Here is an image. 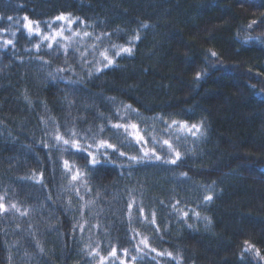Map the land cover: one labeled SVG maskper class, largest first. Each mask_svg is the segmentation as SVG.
Masks as SVG:
<instances>
[{"label":"trees","instance_id":"16d2710c","mask_svg":"<svg viewBox=\"0 0 264 264\" xmlns=\"http://www.w3.org/2000/svg\"><path fill=\"white\" fill-rule=\"evenodd\" d=\"M60 13L85 20L95 35L112 33L115 44L128 46L126 41L139 36L133 54L118 58V67L92 80L84 77L71 116L66 85L48 81L39 62L24 51L32 46L26 30L18 31L6 19L27 15L51 31L45 22ZM0 16L5 17L0 28L17 31L15 48L0 52V195L6 193L28 212L0 216V264H86L85 251L97 243L106 249L108 241L119 255L121 246H129V229L120 217L130 190L149 206L146 215L156 212L160 232L145 224L132 227L147 235L151 246L176 257L158 258L160 264H264L254 251H244L254 245L264 255V24L259 23L264 0H0ZM253 20L257 24L250 29ZM249 36L259 40L242 44ZM11 38L0 32V44ZM62 64L51 60L53 70ZM106 97L131 104L145 118L202 122L204 134L178 143L179 167L141 165L129 174L128 168L103 165L91 187L93 199L100 193L97 207L104 212L90 221L100 223L103 232L85 226L74 237L71 225L79 214L66 215L63 208L70 197L73 211L84 202L70 191L55 203L45 200L60 190L62 169L55 166L59 154L50 160L41 141L50 139L45 132L53 120L64 123L84 115L85 104L109 115ZM143 124L153 127L151 120ZM40 170L46 188L21 180ZM181 173L191 179L184 181ZM207 195L212 201L204 200Z\"/></svg>","mask_w":264,"mask_h":264},{"label":"snow or ice","instance_id":"6c2138e0","mask_svg":"<svg viewBox=\"0 0 264 264\" xmlns=\"http://www.w3.org/2000/svg\"><path fill=\"white\" fill-rule=\"evenodd\" d=\"M238 4L246 3V0H237ZM0 19H5L0 16ZM7 21L13 22L18 31H24L27 39L31 42V47H26L25 52L29 53L32 60L39 62V67L46 72V78L53 85L63 82L68 88V92L64 95V101L69 109L75 106V98L82 92V86L85 84L84 77L92 80L109 68L118 67V58L133 54V46L139 40L136 35L132 40L126 41L128 46L115 44L112 42V33L103 32L95 35L94 30L89 31L91 27L87 25L85 20L79 17H73L71 13H60L56 15L51 22H45L46 31L42 29L39 21L29 19L27 15L22 19L8 15ZM56 22H61L57 27L53 28ZM264 24V20L259 21ZM257 21L253 20L248 28H253ZM84 25L82 29L80 26ZM144 27H147L146 25ZM0 32H7L12 37L4 39L0 44V52L7 51L8 47L15 48L17 31L12 26L0 28ZM119 36L120 32L117 31ZM37 37L38 40H33ZM250 40H259L258 37L249 36L242 41L247 44ZM264 43V41H260ZM105 43L108 47H104ZM217 54L211 52V56ZM97 56L99 58H97ZM45 57H48L47 59ZM52 58L62 59L63 64L52 69ZM23 62V61H21ZM201 78V73L197 72L196 79ZM69 95L73 99H68ZM27 99V97H26ZM106 102L111 106L110 114L105 115L93 105L85 104V114L72 118L70 121L65 120L64 123L52 121L51 127L45 132L46 138L41 141V147L46 151V155L51 160L53 155L59 154L56 167H61V184L60 190L53 196L48 193L45 200L48 203H55L62 199L64 191H70L79 201H83L79 208L72 210L71 197L67 201V205L63 208L64 213L71 214L75 217L79 214L80 219H74L71 225V235L74 237L77 233H83L85 226L90 232L93 228L103 232L100 223L92 224L90 221L99 216L104 209L98 208L100 201V193L97 191L96 198H92L93 189L91 187L96 174L101 170L103 165H111L115 168H128L129 174L131 170L137 166L148 165H172L179 167L178 162H182V153L178 150V143L186 141L188 137L199 139L203 136V124H189L187 120L167 119L165 116L156 115L145 118L140 111L133 108L131 104H117L115 97H106ZM47 110V106L45 105ZM175 115V114H169ZM146 120H151L153 127L143 128L141 124ZM159 125V130L155 127ZM125 149H133L135 154H129ZM67 158H64V157ZM77 161H82L78 164ZM175 171V168L168 169ZM123 174V173H122ZM184 181L190 180L187 173H181ZM21 180L33 181L39 184L42 189L47 187L44 179L43 170L39 171V175L33 172ZM67 181V184H64ZM181 181V182H184ZM85 197H88L86 200ZM213 196L207 195L205 201H212ZM163 204V201H160ZM177 204L180 201H176ZM149 207L142 202H138L131 190L124 207L121 209V223L129 229L126 233L128 247L121 246L118 255L117 247L112 246V242L108 241V247L101 249L97 243L91 251H85V255L89 258L86 264H160L158 258L167 257L175 260L172 252L167 250L160 251L156 247L151 246L149 237L142 232L136 231L132 225L145 224L149 229H154L157 234L160 232V225L156 223V212L150 211L149 215L145 214V208ZM172 208L176 211L175 205ZM27 216V211H22L17 203H12L5 193L0 195V216L5 218L8 215ZM87 214V215H86ZM184 217L188 216V212L183 213ZM199 218V213H195ZM126 218V219H125ZM83 220V223H81ZM188 227H192L188 225ZM167 231V229H165ZM162 240L163 237L160 236ZM247 245L248 242L245 241ZM106 251V255L102 252ZM245 252H255V256L260 260H264L258 248L250 245L244 249ZM43 252V249H41ZM154 253V255H153ZM244 257L242 256L241 259ZM11 260V257H8ZM177 264L180 262L177 260Z\"/></svg>","mask_w":264,"mask_h":264},{"label":"rangeland","instance_id":"374dc122","mask_svg":"<svg viewBox=\"0 0 264 264\" xmlns=\"http://www.w3.org/2000/svg\"><path fill=\"white\" fill-rule=\"evenodd\" d=\"M60 23H61V22H56V24H58V25H59ZM80 27L83 29V28H84V25H81ZM143 126H144L146 129L149 128V125L146 126V125L143 124Z\"/></svg>","mask_w":264,"mask_h":264}]
</instances>
